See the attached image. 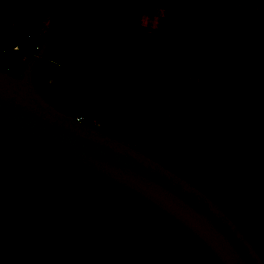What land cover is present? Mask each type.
Wrapping results in <instances>:
<instances>
[{
	"label": "trees",
	"instance_id": "1",
	"mask_svg": "<svg viewBox=\"0 0 264 264\" xmlns=\"http://www.w3.org/2000/svg\"><path fill=\"white\" fill-rule=\"evenodd\" d=\"M73 1L66 0L58 15ZM144 1H85L57 28L39 61H53L51 55H57L53 73L57 70L63 74L65 84L85 108L142 109L148 115L144 124L131 127L126 122L107 121L106 126L113 132L111 134L162 161L210 197L222 184L223 174L234 176L237 173H244L254 180L257 190L264 194V172L260 168L234 163L220 172L215 166V154L206 148L223 140L216 121L234 124L237 120L255 122L262 118L264 13L203 2L223 11H236L241 14L244 44L241 58L236 61L223 54H214L208 42L182 48L141 39L138 27ZM36 2H39L40 10L50 11L48 4L44 5L40 0ZM37 23L39 22L35 15L25 18L27 26ZM44 35L45 32L38 37L37 45L41 43ZM19 39L21 36L15 30L0 36V42L8 47ZM20 54L17 58L20 70L4 69L5 71L20 75L29 57L23 51ZM181 54L195 59L199 70L198 79L183 80L171 76L173 63ZM49 72L51 71L46 68L35 66V82V73L37 76H46ZM56 87V77L51 84L43 86L51 96L54 95ZM38 88L40 89L39 86ZM40 91L46 97L44 91ZM0 120L34 141L48 146L57 154V157H53L48 152H34L29 162H17L8 169L6 178L10 187L1 192L0 223L22 230L18 237L9 233L0 235V244L10 248L9 255L14 256L21 247L34 241L32 234L47 214L62 204H70L72 195L68 183L78 172L73 171L64 161L69 159L90 174L89 177L85 174L80 177L81 182H89L95 178L104 179L122 192L118 201L125 202L131 208L130 213H123L131 222L146 224L156 213L169 221L170 225L159 222L149 226L147 230L151 235L156 238L174 236L175 242L184 248L190 246L191 239L219 264L181 225L142 197L2 118ZM231 132L235 134L233 128ZM90 198L93 204L99 200L95 195H90ZM237 225L243 230L238 223ZM254 233L259 245L257 250L264 260V236L256 231ZM247 238L251 240L248 236Z\"/></svg>",
	"mask_w": 264,
	"mask_h": 264
},
{
	"label": "rangeland",
	"instance_id": "2",
	"mask_svg": "<svg viewBox=\"0 0 264 264\" xmlns=\"http://www.w3.org/2000/svg\"><path fill=\"white\" fill-rule=\"evenodd\" d=\"M40 1L50 6L49 12L40 10L36 0H0V36L15 30L23 38L27 28L25 18L35 15L43 30L34 40H24L23 45L31 49L66 2ZM138 33L141 39L171 47H195L208 42L214 54H223L236 61L241 58L244 44L239 12L223 11L197 0H145ZM20 55V52L10 51L0 59V67L19 71L17 58ZM170 74L183 80H195L199 70L192 56L181 54L175 59ZM55 77L57 87L51 96L43 86L51 84ZM37 84L56 107L74 116L82 115L85 122L110 134L113 132L106 126L107 121L138 127L148 119V115L136 107L85 108L57 70L39 76ZM215 124L223 140L206 148L215 154L218 171L223 172L229 165L239 163L258 167L264 172V112L255 122L237 120L229 124L216 121ZM232 128L235 134L231 132ZM34 152H48L57 157L48 146L0 120V201L1 192L10 187L6 178L8 169L17 162H29ZM64 161L78 172L68 183L72 195L70 204H62L47 214L32 234L34 241H29L14 256L9 255V247L0 244V264H217L203 247L189 238L190 246L184 248L175 242L174 236L156 238L151 235L147 230L149 226L159 222L170 225L156 213L146 224L131 222L123 215L130 213L131 208L118 201L122 192L114 184L96 178L81 182L80 177L90 174L75 162ZM223 175V182L212 197L259 249L254 232L264 236V194L244 173ZM90 195L99 199L97 203H92ZM21 232L16 226L0 223V235L9 233L18 237Z\"/></svg>",
	"mask_w": 264,
	"mask_h": 264
},
{
	"label": "water",
	"instance_id": "3",
	"mask_svg": "<svg viewBox=\"0 0 264 264\" xmlns=\"http://www.w3.org/2000/svg\"><path fill=\"white\" fill-rule=\"evenodd\" d=\"M85 1L74 0L52 21L20 75L0 68V118L142 197L181 225L219 264H264L237 223L204 190L141 148L60 110L40 91L33 69L54 70V62L39 60L57 28ZM197 1L264 13L260 0Z\"/></svg>",
	"mask_w": 264,
	"mask_h": 264
},
{
	"label": "built area",
	"instance_id": "4",
	"mask_svg": "<svg viewBox=\"0 0 264 264\" xmlns=\"http://www.w3.org/2000/svg\"><path fill=\"white\" fill-rule=\"evenodd\" d=\"M43 30V25L41 23H37L36 25L27 26L26 33L24 34L23 38L19 39L17 42L12 44L10 47L6 46L5 44H0V59L5 56L10 51L13 52H21L25 53V56H31L34 54L37 49L38 45L36 42L33 43V47L28 49L27 46L23 45L24 40L30 42L35 39L36 35ZM57 64V63H56ZM77 120L84 121V116L77 115L74 116Z\"/></svg>",
	"mask_w": 264,
	"mask_h": 264
},
{
	"label": "flooded vegetation",
	"instance_id": "5",
	"mask_svg": "<svg viewBox=\"0 0 264 264\" xmlns=\"http://www.w3.org/2000/svg\"><path fill=\"white\" fill-rule=\"evenodd\" d=\"M48 62H54V64H55V61L54 60L53 61L52 60H48ZM38 78H39V76L36 77V83H37Z\"/></svg>",
	"mask_w": 264,
	"mask_h": 264
}]
</instances>
